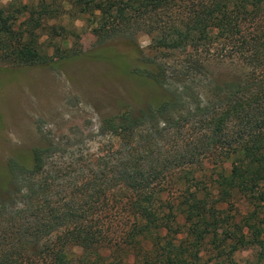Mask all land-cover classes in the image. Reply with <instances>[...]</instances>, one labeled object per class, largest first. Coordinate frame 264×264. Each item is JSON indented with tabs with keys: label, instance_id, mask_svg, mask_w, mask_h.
<instances>
[{
	"label": "trees",
	"instance_id": "obj_1",
	"mask_svg": "<svg viewBox=\"0 0 264 264\" xmlns=\"http://www.w3.org/2000/svg\"><path fill=\"white\" fill-rule=\"evenodd\" d=\"M56 1L0 4V65L50 63L38 31L66 35L47 24L60 13ZM59 2L69 6L67 14L87 17L101 40L126 38L136 62L131 75L155 94L101 118L98 130L125 151L113 152L107 172L83 180L82 191L62 203L52 200L55 181L46 175L58 144L48 140L9 156L0 169V199L11 205L14 192L23 205L13 207L7 232H0V264H71L67 247L80 249L76 264H118L123 258L106 261L114 249L127 259L125 247L135 261L141 253V264L199 262L203 247L214 253L213 264H235L233 253L247 249L249 264H264V0ZM139 34L149 38L144 50L136 46ZM211 62L236 63L246 73L217 80L208 74ZM172 128L191 130V149L151 151ZM209 163L217 170L205 184L197 173ZM173 183L174 193L161 202ZM116 188L127 193L125 222L104 214V198ZM53 233L52 242L41 244ZM182 234L184 241L177 239Z\"/></svg>",
	"mask_w": 264,
	"mask_h": 264
},
{
	"label": "rangeland",
	"instance_id": "obj_2",
	"mask_svg": "<svg viewBox=\"0 0 264 264\" xmlns=\"http://www.w3.org/2000/svg\"><path fill=\"white\" fill-rule=\"evenodd\" d=\"M8 1L0 0V4ZM56 3L60 4V13L47 24L62 26L66 35L51 38L47 31H38V43L51 57L50 63L41 67L0 65V169L10 155H24L31 147L52 140L58 147L50 159L48 173V165L44 171L55 181L50 190L52 200L62 203L68 200L71 191H82L78 190V185L83 180L105 174L107 159L113 152L125 151L121 143L98 130L101 118L123 103L141 106L147 98L154 96L155 89L131 75L136 62L130 52L132 46L126 38L118 36L103 41L87 17L67 14L69 6L59 0ZM135 42L139 50H144L149 38L139 34ZM74 52L76 55L70 57ZM207 68L208 74L217 80H236L246 73L240 65L229 62H211ZM194 84L200 86L197 81ZM157 136L159 138L160 134ZM191 136V130L169 129L151 151L159 146H165L169 154L189 151L191 141L188 138ZM98 159L101 160L99 163ZM223 166L227 170V164ZM215 170L214 163H209L203 165L197 174L202 173L205 184H208L207 180ZM176 186L174 183L171 187L167 185L161 202L169 200V192L174 193ZM126 197L125 189L116 188L109 192L104 198L108 207L104 214L121 216L122 222H125ZM13 198L11 205L5 204L9 203L6 199L3 202L0 199V232H7L6 221L14 213L13 207L21 208L23 205L22 197L14 195V192ZM172 201L176 204L175 200ZM108 233L120 237L122 232ZM57 235L51 234L41 244L52 242ZM177 239L184 241L186 238L182 234ZM66 249L71 264H76L80 249ZM125 250L129 253L127 259L124 260V252L114 249L106 262L118 263L123 258L118 264L142 263L141 253L135 261L132 257L134 251L129 252L127 247ZM110 252L106 250L104 254L109 255ZM212 255L214 253L209 247H203L199 262L189 264H213ZM232 260L235 264H249L253 261V250L236 251Z\"/></svg>",
	"mask_w": 264,
	"mask_h": 264
}]
</instances>
